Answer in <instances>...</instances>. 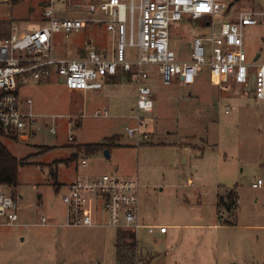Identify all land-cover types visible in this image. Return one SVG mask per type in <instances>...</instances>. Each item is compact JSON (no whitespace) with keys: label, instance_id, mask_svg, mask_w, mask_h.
Masks as SVG:
<instances>
[{"label":"rangeland","instance_id":"rangeland-1","mask_svg":"<svg viewBox=\"0 0 264 264\" xmlns=\"http://www.w3.org/2000/svg\"><path fill=\"white\" fill-rule=\"evenodd\" d=\"M232 1L234 12H261L256 24L244 26L242 47L249 59L259 53L254 60L264 62V0ZM44 4L45 0H0V35L41 24ZM63 5L54 6L63 13ZM202 30L199 20L172 23L171 47L188 58L191 35ZM113 43L112 33L97 23L67 35L56 33L54 52L75 57L89 48L110 50ZM126 53L133 59L136 48L127 45ZM208 54L206 50L205 63L189 85L176 78L165 84L157 64H146L153 91L151 111L137 113L136 87L127 73L106 78L102 88L85 92L51 80L19 86L20 95L32 98L33 110L43 116L27 141L0 136L22 162L16 185H9L22 194L18 221L5 225L0 218V264H131L140 255L138 249L150 259L143 264L264 263V226L208 225L222 218L264 224V100L242 95L228 80L226 89L212 84ZM138 115L144 119L140 129L147 132L146 139L126 133L127 126L137 125ZM69 128L73 139L68 138ZM100 141L108 143L104 148L109 157L104 148L89 154L76 147ZM104 172L138 179L139 214L145 222L201 225L172 226L165 237L140 230L135 249L125 245L130 238L119 237L113 227L62 224L65 184ZM258 178L262 184L253 187ZM232 187L237 194L234 214L216 204L217 193ZM92 202L88 199L87 208L94 213ZM42 215L48 218L44 225ZM174 215L187 217L169 219Z\"/></svg>","mask_w":264,"mask_h":264},{"label":"built area","instance_id":"built-area-1","mask_svg":"<svg viewBox=\"0 0 264 264\" xmlns=\"http://www.w3.org/2000/svg\"><path fill=\"white\" fill-rule=\"evenodd\" d=\"M58 2L64 4L63 13L55 9ZM42 15V23L34 28L12 29L0 35V131L7 137L27 141L43 116L33 110L32 98L20 95L19 86L23 83L61 81L67 89L85 92L102 88L106 78L127 73L136 87L137 113L151 111L153 91L148 84L146 64H157L165 84L176 78L189 85L195 82L201 64L205 63L206 50L212 84L226 89L228 80L240 87L242 95L264 100V62L249 59L242 47L244 26L256 24L261 12H234L232 0H45ZM188 20H199L204 30L191 35L188 58L183 59L171 47V28L176 21ZM97 23L112 33L114 43L110 50L89 48L75 57L55 54L56 33L67 35ZM127 45L136 48L135 58L127 56ZM136 117L137 125L127 126L126 133L135 135L137 140L146 139L147 132L140 129L144 119ZM68 118L71 123V115ZM49 130L54 132L55 128L50 126ZM68 138L73 139L71 128ZM261 183L258 178L252 186ZM139 186L134 176L107 172L91 178L78 176L65 184L61 196L65 205L62 224L101 223L134 233L141 228L148 233L164 232L166 225L140 220ZM90 198L94 213L87 208ZM20 199L8 184L0 182V218L5 225L17 223ZM97 211L101 214L99 220ZM47 222L48 218L42 215L40 224Z\"/></svg>","mask_w":264,"mask_h":264},{"label":"trees","instance_id":"trees-1","mask_svg":"<svg viewBox=\"0 0 264 264\" xmlns=\"http://www.w3.org/2000/svg\"><path fill=\"white\" fill-rule=\"evenodd\" d=\"M0 136L2 133L0 131ZM108 143L104 141L100 142H89V143H79L76 145L78 149L84 150L86 153H95L99 150H102ZM22 163L19 161L14 155H12L6 146L0 141V182L15 186L17 183V166ZM225 194V195H223ZM223 194L217 193V206H224L226 210L230 213L235 211L237 205V194L235 188L227 189ZM222 224H234V219L230 218H222L220 221ZM119 237L128 236L130 238L129 242H124L129 248H133L135 246V238L134 234L129 231L119 232ZM117 244V242H116ZM264 264V263H262Z\"/></svg>","mask_w":264,"mask_h":264},{"label":"crops","instance_id":"crops-1","mask_svg":"<svg viewBox=\"0 0 264 264\" xmlns=\"http://www.w3.org/2000/svg\"><path fill=\"white\" fill-rule=\"evenodd\" d=\"M259 53H256L255 54V56L253 57V59H257V57H259ZM258 62V61H257ZM184 159L183 160H185V156L183 157ZM261 179V178H260ZM188 180H190V178H188ZM262 184V183H261ZM257 187V186H256ZM138 215H139V218H140V220L142 221V222H144V223H158V224H164V225H166L167 226V228H166V230L164 231V232H159V231H157V230H155L153 233H150V234H154V236H158V237H165V235H166V233H167V230H168V228L169 227H178V226H186V225H201V223H175V222H167V223H164V222H152V221H144L143 219L144 218H142L141 216H140V214H139V199H138ZM187 217V215H181V216H179V217H176L175 215L174 216H170L169 217V219H178V220H181V221H185V218ZM208 225H212V226H221L222 225V223H220V222H217V221H213V222H210V223H208ZM223 225H242L243 227H249V228H253V227H255V226H264V224H255L254 222H253V220H251L250 222H243V223H238V222H235L234 224H223ZM94 226H102V227H110V226H108V225H105V224H101V223H98V224H96V225H94ZM90 227V226H89ZM117 230V234L119 233V232H122V231H126V230H118V229H116ZM140 230H143V231H146L144 228H141V229H139L138 231H140ZM138 231L137 232H132L133 234H134V238H135V249H137L136 248V240H137V234H138ZM129 232H131V231H129ZM147 232V231H146ZM148 233V232H147ZM114 245H115V242H114ZM138 251H140V255H137V257H135V259H134V261L133 262H131V264L133 263V264H143V263H148V261L150 260L149 258H148V256L146 255V254H143L142 253V251L141 250H139L138 249Z\"/></svg>","mask_w":264,"mask_h":264},{"label":"water","instance_id":"water-1","mask_svg":"<svg viewBox=\"0 0 264 264\" xmlns=\"http://www.w3.org/2000/svg\"><path fill=\"white\" fill-rule=\"evenodd\" d=\"M103 153L105 155V157H109V150L107 148L103 149ZM19 198H22V194L21 193H17Z\"/></svg>","mask_w":264,"mask_h":264}]
</instances>
